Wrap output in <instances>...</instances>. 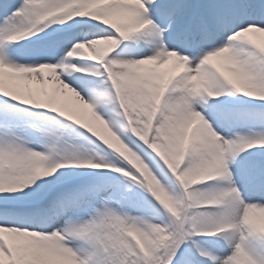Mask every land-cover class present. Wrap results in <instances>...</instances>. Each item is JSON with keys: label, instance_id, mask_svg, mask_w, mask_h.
I'll return each instance as SVG.
<instances>
[{"label": "snow or ice", "instance_id": "snow-or-ice-1", "mask_svg": "<svg viewBox=\"0 0 264 264\" xmlns=\"http://www.w3.org/2000/svg\"><path fill=\"white\" fill-rule=\"evenodd\" d=\"M0 264H264V0H0Z\"/></svg>", "mask_w": 264, "mask_h": 264}, {"label": "bare ground", "instance_id": "bare-ground-1", "mask_svg": "<svg viewBox=\"0 0 264 264\" xmlns=\"http://www.w3.org/2000/svg\"><path fill=\"white\" fill-rule=\"evenodd\" d=\"M69 103L71 104V103H74V101H69Z\"/></svg>", "mask_w": 264, "mask_h": 264}]
</instances>
